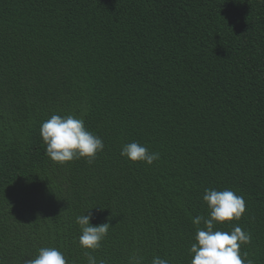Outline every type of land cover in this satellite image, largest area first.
Listing matches in <instances>:
<instances>
[{
  "label": "trees",
  "instance_id": "trees-1",
  "mask_svg": "<svg viewBox=\"0 0 264 264\" xmlns=\"http://www.w3.org/2000/svg\"><path fill=\"white\" fill-rule=\"evenodd\" d=\"M69 114L104 142L91 164L45 154L41 124ZM132 141L160 159L122 157ZM206 188L243 196L216 227L250 232L264 264L262 0H0L2 264L42 247L86 264L83 214L113 227L98 262L191 264Z\"/></svg>",
  "mask_w": 264,
  "mask_h": 264
},
{
  "label": "clouds",
  "instance_id": "clouds-1",
  "mask_svg": "<svg viewBox=\"0 0 264 264\" xmlns=\"http://www.w3.org/2000/svg\"><path fill=\"white\" fill-rule=\"evenodd\" d=\"M40 135L46 146L45 154L54 163L62 166L80 159L91 164L97 154L105 148L103 140L85 127L84 120L71 114L52 115L41 124ZM120 155L130 162L147 165H152L160 159L158 152L136 141L125 144ZM203 201L207 205L208 215H199L192 219V224L196 226V242L192 243L189 249L190 254H193L191 264H253L247 253H241V247L251 243V233L238 225L231 231H222L216 227L242 218L246 212L243 196L237 195L231 189L206 188ZM91 220V214L76 217V223L81 230L79 244L86 250V264H105L104 261L98 262L92 253L101 248L102 242L113 227L110 222L94 226L90 223ZM201 223L203 228L200 227ZM27 264H68V261L59 249L42 247ZM129 264H143V261L142 258L133 257ZM151 264H170V260L154 256Z\"/></svg>",
  "mask_w": 264,
  "mask_h": 264
}]
</instances>
